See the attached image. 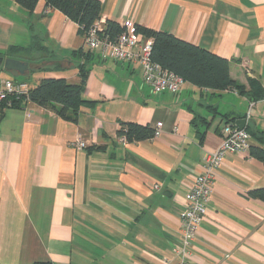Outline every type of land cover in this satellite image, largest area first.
Instances as JSON below:
<instances>
[{
  "label": "crops",
  "instance_id": "crops-1",
  "mask_svg": "<svg viewBox=\"0 0 264 264\" xmlns=\"http://www.w3.org/2000/svg\"><path fill=\"white\" fill-rule=\"evenodd\" d=\"M100 1L103 27L132 21L171 33L228 59L231 77L247 90L258 81L263 96L190 82L156 93L139 61L91 50L78 24L45 0L34 11L0 0V56L30 64L24 75L1 72L0 87L14 79L33 88L45 78L77 85L84 64V98L93 102L76 121L32 102L0 103V264H179L181 215L204 154L239 119L251 145H261L264 0ZM35 37L47 51L10 52ZM122 122L163 125L157 137L128 142L117 133ZM258 188L264 163L250 152L228 155L193 242L194 264H264V200L249 195Z\"/></svg>",
  "mask_w": 264,
  "mask_h": 264
},
{
  "label": "trees",
  "instance_id": "trees-1",
  "mask_svg": "<svg viewBox=\"0 0 264 264\" xmlns=\"http://www.w3.org/2000/svg\"><path fill=\"white\" fill-rule=\"evenodd\" d=\"M40 0H16L28 11H34ZM50 8L63 12L69 19L78 24L79 35L85 38L88 30L100 19L102 4L100 0H45ZM138 31L146 37L153 39L151 57L164 68L181 75L186 82L200 87L218 90L235 89L240 93H248L252 100L263 96L261 85L258 81L250 80V89L238 84L230 75V61L220 57L200 46L182 40L175 35L161 30H154L137 26ZM124 27L114 20H107L102 32L104 36L114 38ZM35 53L47 51L37 37L28 47L11 49L10 52ZM81 52V51H78ZM80 84H69L63 78H45L33 88H30L28 100L25 98L10 97L7 101L0 102L9 107H21L28 102L51 109L63 119L76 121L85 104H92L84 98L88 69L80 64ZM248 130V128L246 127ZM154 128L136 122H122L118 135L124 136L128 142H139L154 138ZM249 131V130H248ZM249 133L252 134L250 131ZM257 134H255L256 136ZM261 145H251L250 155L264 163V137L257 136ZM251 197L264 200V188L249 191ZM33 264H52L51 262H35Z\"/></svg>",
  "mask_w": 264,
  "mask_h": 264
},
{
  "label": "built area",
  "instance_id": "built-area-1",
  "mask_svg": "<svg viewBox=\"0 0 264 264\" xmlns=\"http://www.w3.org/2000/svg\"><path fill=\"white\" fill-rule=\"evenodd\" d=\"M123 31L114 38L102 34L105 27L98 21L88 30L84 42L91 50H99L103 57L111 56L119 61H139L143 67V79L156 93H177L186 80L176 72L164 68L151 57L153 39L138 31L132 21L123 24ZM30 87L26 82L8 79L0 87V102L9 101L10 97L28 100ZM253 104H251V107ZM162 122H158L154 137L161 134ZM120 138L125 139L124 136ZM222 143L213 152H206L202 159V172L194 179L187 195L188 204L182 213V242L179 249L181 259L179 264H194L190 259L193 242L200 224L205 218L209 204L216 170L230 154L249 153L251 134L235 124H226L222 131ZM76 145L85 147V141L79 139Z\"/></svg>",
  "mask_w": 264,
  "mask_h": 264
},
{
  "label": "water",
  "instance_id": "water-1",
  "mask_svg": "<svg viewBox=\"0 0 264 264\" xmlns=\"http://www.w3.org/2000/svg\"><path fill=\"white\" fill-rule=\"evenodd\" d=\"M29 68V61H25L17 57L0 56V74L3 71H16L19 74L24 75L29 70ZM245 124L246 119H239L235 123V125L240 128H244Z\"/></svg>",
  "mask_w": 264,
  "mask_h": 264
}]
</instances>
